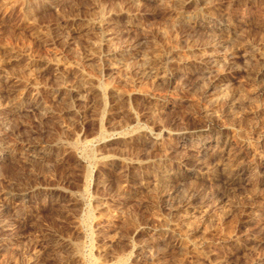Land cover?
I'll use <instances>...</instances> for the list:
<instances>
[{
    "label": "rangeland",
    "instance_id": "rangeland-1",
    "mask_svg": "<svg viewBox=\"0 0 264 264\" xmlns=\"http://www.w3.org/2000/svg\"><path fill=\"white\" fill-rule=\"evenodd\" d=\"M0 264H264V0H0Z\"/></svg>",
    "mask_w": 264,
    "mask_h": 264
},
{
    "label": "bare ground",
    "instance_id": "bare-ground-1",
    "mask_svg": "<svg viewBox=\"0 0 264 264\" xmlns=\"http://www.w3.org/2000/svg\"><path fill=\"white\" fill-rule=\"evenodd\" d=\"M201 3V2H200ZM207 3V2H206ZM211 60H217V57H215L214 55L210 56ZM213 65V64H212ZM220 68V67H219ZM166 76V75H165ZM166 79V78H165Z\"/></svg>",
    "mask_w": 264,
    "mask_h": 264
}]
</instances>
